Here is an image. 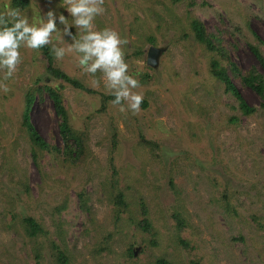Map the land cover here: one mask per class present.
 <instances>
[{
	"label": "rangeland",
	"instance_id": "rangeland-1",
	"mask_svg": "<svg viewBox=\"0 0 264 264\" xmlns=\"http://www.w3.org/2000/svg\"><path fill=\"white\" fill-rule=\"evenodd\" d=\"M123 1L134 4L135 12L123 9L122 0H105L106 11L96 17L95 26L110 27L127 38L124 58L129 74L140 82L133 91L148 101L146 109L134 115L120 112L113 100L103 103L101 93L109 92L101 73H85L75 54L54 59L58 68L95 90L62 89L70 122L87 135L90 154L81 163L70 166L55 152H45L35 164L28 139L19 133L24 89L36 77L58 81L45 72L41 54L22 47L17 72L4 80L0 71V82L10 88L7 94L0 89V264H58L59 250L69 259L66 264H154L161 257L172 264H264V111L241 113L223 86L210 80L206 51L196 48L192 35L180 38L170 20L168 31L158 21L150 27L155 46L164 51L150 79L142 81L146 53L154 45L145 44L143 54L131 55L142 34L141 29L130 33L126 25L133 12L143 17L142 2L149 0ZM192 1L191 8L174 6L173 16L183 24L193 15L212 32L222 30L225 41L235 46L232 59L241 70L258 66L250 45L264 56V0ZM61 2L28 0L20 12L37 23L51 10L63 30L59 16L69 23L73 18ZM7 7L11 0H0V11ZM70 28L65 44L77 32L74 25ZM240 94L247 105L258 107L259 99L249 88L241 87ZM200 107L206 115H189V108L198 113ZM230 115L238 116L239 123H229ZM29 117L44 139L61 142L57 116L45 94L33 101ZM113 126L116 147H111ZM139 133L146 140L158 139L161 147L154 148L155 155ZM76 190H82L87 209L80 207ZM115 190L130 202L120 213L112 197ZM139 194L148 207L152 233L136 224L141 220ZM176 198L188 224L181 232L170 216ZM63 200L67 205L59 211ZM11 207L21 212L18 217L36 218L46 235H27L20 219L11 220ZM129 249L136 254L129 256Z\"/></svg>",
	"mask_w": 264,
	"mask_h": 264
},
{
	"label": "trees",
	"instance_id": "trees-1",
	"mask_svg": "<svg viewBox=\"0 0 264 264\" xmlns=\"http://www.w3.org/2000/svg\"><path fill=\"white\" fill-rule=\"evenodd\" d=\"M144 2L145 1L142 2V5L145 10L143 11V17H140L138 14L134 13L136 10V8H134V4L127 5L126 2L122 0L123 9L126 8L129 10L130 8H134V12L132 13V21L126 25L129 28L130 33L138 32L137 30L141 29L139 33L142 34L139 40H135L137 43H139V45L134 48V51L131 53V55L133 54L136 56L143 54V48L145 44H151L155 46L156 39L152 36L150 27L152 28V24L158 21L165 24L166 30L168 31L169 28L173 27V24L171 22H168V20H170L174 24H176V29L180 38H185L189 35H192L196 44V48H201L206 51L205 59L207 61V72L209 74L210 80L215 81L223 86V92L230 95L234 100H236L237 109H239L241 113L253 114L258 109L264 111V56L257 46L250 45V49L253 51V54L256 57L258 66H251L247 71H242L239 65L232 59V50L235 48V46L233 43L229 44L225 41L222 30L217 29L216 32H212L202 23L201 20L196 18V16L193 17V15L191 17H188L186 22H184L183 24L181 23L182 18L180 21L176 16H173L172 10L174 6L180 3H185L188 8H191L194 5V2L192 0H149L147 4L146 2ZM118 3L120 4L121 2ZM27 4L28 0H11V7L19 9V11H22L27 6ZM114 10L119 12L117 8H115ZM171 18L173 19L171 20ZM70 31H72L71 28ZM148 32H150L151 34ZM50 46L51 45L45 46L36 51L41 54L42 59L45 62V72L48 75H51V77L55 81H58L56 84H52L46 81L45 77L47 75L44 78L36 77V79L33 80L32 85L24 89V108L20 118L21 128L19 129V133H21L28 139L29 145L31 146V156L35 164L38 163V158L42 156L43 153L55 152L64 164L72 166L81 163L85 157L89 156L90 152L86 143L87 135L79 129L76 130L74 124L70 122L69 114L63 103L62 89L65 86L69 85L76 90H86L92 92H95V90L85 87L81 82L70 76V74L58 68L55 64V56ZM145 68L146 71H142V73H140V79L142 81L149 80L151 76L150 71H153L154 69V67L147 64L145 65ZM241 87L249 88L256 94L259 99L258 107L247 105L240 94ZM44 94L51 100L54 113L57 116V126L61 139V142L58 145L44 139L30 121L29 111L33 101L37 99V97L43 96ZM101 96V101L103 103L107 102L108 100H114V96H112L111 94L106 95L101 93ZM147 107L148 101L144 98L141 104V108L146 109ZM231 108H235V106L231 105ZM189 109L190 116L206 115V111H204L202 107L198 109V113L197 111H194V109ZM181 121L183 122V120ZM228 122L239 123V117L236 115H230ZM112 130L113 134L111 147H116L118 132L114 126L112 127ZM136 136L144 141V145L150 147L149 151L152 155H155V147H161V144L156 138L146 140L142 133H139ZM169 185L172 187L174 186V184L172 183V177H170L169 179ZM76 194L81 203L80 207L87 209L86 200L82 193V190H76ZM112 197L114 198L116 207H120L119 209H117L118 213H120L122 211V208H126L130 203L126 200V198L129 199L128 196L121 190H115V193L112 195ZM138 198H140L138 201V206L140 210L141 220L136 222V224H138V227L141 228L145 233H152L153 227L150 221L151 219L148 207L140 194ZM176 199L177 204H175L173 210L170 213V216L175 223V230L177 232H181L188 226V224H186V219L182 217L181 211H179V198ZM13 204L14 201H11V205ZM66 205V201L63 200L62 203L57 206V208L60 211L64 209ZM9 213L11 216V220L14 221V219H20L19 221L22 226H24L27 235L31 237L37 236L39 234H42L44 236L46 235L40 223L31 215H21V217H18V214H20L21 212L14 207L9 208ZM47 239L49 238L47 237ZM185 241L186 240L184 238H178L179 243H186ZM56 253V261L58 264L68 263L69 259L66 253L60 250ZM128 253L129 256L135 255L133 249H129ZM154 264L172 263L161 257L156 259Z\"/></svg>",
	"mask_w": 264,
	"mask_h": 264
},
{
	"label": "clouds",
	"instance_id": "clouds-1",
	"mask_svg": "<svg viewBox=\"0 0 264 264\" xmlns=\"http://www.w3.org/2000/svg\"><path fill=\"white\" fill-rule=\"evenodd\" d=\"M104 3L105 0H62L61 6L73 18L69 23L63 14L59 16L63 30L57 27L56 16L51 10L47 12L46 19L41 17L37 23H30L16 8L7 7L0 11V71L4 72V80L17 72L22 62V47L39 50L51 45L58 61L67 54H75L78 65L85 73L93 77L101 73L105 88L114 96L112 104L121 106L120 112L139 114L144 97L133 91L140 87V82L129 74V65L124 58L123 46L128 43L127 38H122L110 27L97 29L95 26L96 17L106 11ZM71 25L76 27L77 32L72 35L73 42L65 44L64 35H71ZM99 82L94 81L96 84ZM0 89L5 94L10 91L2 82Z\"/></svg>",
	"mask_w": 264,
	"mask_h": 264
},
{
	"label": "water",
	"instance_id": "water-1",
	"mask_svg": "<svg viewBox=\"0 0 264 264\" xmlns=\"http://www.w3.org/2000/svg\"><path fill=\"white\" fill-rule=\"evenodd\" d=\"M163 51V47L150 46L146 53V64L152 67L157 66L159 57ZM134 254H136L135 251Z\"/></svg>",
	"mask_w": 264,
	"mask_h": 264
}]
</instances>
